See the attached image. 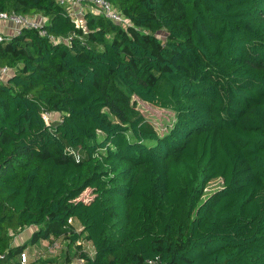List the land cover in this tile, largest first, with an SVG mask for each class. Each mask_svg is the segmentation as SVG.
Here are the masks:
<instances>
[{
  "label": "trees",
  "instance_id": "1",
  "mask_svg": "<svg viewBox=\"0 0 264 264\" xmlns=\"http://www.w3.org/2000/svg\"><path fill=\"white\" fill-rule=\"evenodd\" d=\"M107 1L130 30L91 10L77 27L58 0H0L47 19V36L0 42L13 71L0 83L3 264H20L14 236L36 227L37 243L71 218L94 248L85 264H264V0ZM134 98L173 124L160 134Z\"/></svg>",
  "mask_w": 264,
  "mask_h": 264
},
{
  "label": "rangeland",
  "instance_id": "2",
  "mask_svg": "<svg viewBox=\"0 0 264 264\" xmlns=\"http://www.w3.org/2000/svg\"><path fill=\"white\" fill-rule=\"evenodd\" d=\"M82 8L86 11L91 10L90 4L88 2L82 5ZM4 23V22H3ZM6 24V23H5ZM3 27V26H2ZM2 27L1 30H2ZM128 27L126 30H130ZM0 30V31H1ZM131 35V33H130ZM163 39L166 34L164 31L159 32ZM132 107L135 111L140 112L148 121H150L160 134L167 131L169 127L173 124L175 119V113L170 110L160 109L148 103L141 101L140 99L134 98L128 105ZM223 186V181L221 179L213 180L206 188L205 197L220 189ZM85 199L89 198V192L83 194ZM83 227L78 223H72L69 225L60 235L49 236V238H43L37 243L31 241V236L34 235L37 228L29 227L17 236H14V241L20 242L23 239V244L27 245L24 251H27L31 255L32 261L41 263L45 262L47 264H82L84 255H92L94 253V248L92 243L86 238V234L83 233ZM76 234L79 236L77 240H72V235ZM17 237V239H16ZM29 240L26 242L25 240ZM55 245L56 249L50 251V248ZM19 255L17 256V260Z\"/></svg>",
  "mask_w": 264,
  "mask_h": 264
},
{
  "label": "built area",
  "instance_id": "3",
  "mask_svg": "<svg viewBox=\"0 0 264 264\" xmlns=\"http://www.w3.org/2000/svg\"><path fill=\"white\" fill-rule=\"evenodd\" d=\"M60 4L66 5L69 15L74 20L77 27L85 29V14L86 10L82 8V5L86 2L90 4L91 11L96 15L106 17L111 19L116 24H119L123 28L127 29L128 27L133 26L130 20L113 7V5L107 0H58ZM0 21L12 26V34L10 36H4L0 34V42L4 40H9L12 36H20L23 34V31L26 29L36 30L39 32L40 36H47L45 26L47 24V19L43 16H28L17 13H0ZM55 40L54 38H51ZM12 70L9 67L0 68V83H2L6 78L12 74ZM77 158L79 157L76 152L70 151ZM74 223V220L71 218L68 221V224L71 225ZM56 249V246L53 245L50 248V251ZM94 253L90 256H93ZM6 254H0V264H3L6 260ZM31 255L27 251H23L18 259L20 264H29L32 262ZM85 264V261L82 262Z\"/></svg>",
  "mask_w": 264,
  "mask_h": 264
},
{
  "label": "crops",
  "instance_id": "4",
  "mask_svg": "<svg viewBox=\"0 0 264 264\" xmlns=\"http://www.w3.org/2000/svg\"><path fill=\"white\" fill-rule=\"evenodd\" d=\"M3 26V27H2ZM0 27H2V30H1V28H0V34H2V35H4V36H10L11 34H12V26L10 25V24H5V23H3V22H1L0 21ZM20 236V235H19ZM31 238H32V236H31ZM30 238V239H31ZM16 239H17V237H16ZM29 239V240H30ZM29 240H25L26 242H28ZM22 243H23V239L22 240H20V242H18L17 240H16V242H13V246L14 247H16V246H20V245H22ZM32 261V260H31ZM9 264V263H8ZM11 264V263H10Z\"/></svg>",
  "mask_w": 264,
  "mask_h": 264
}]
</instances>
